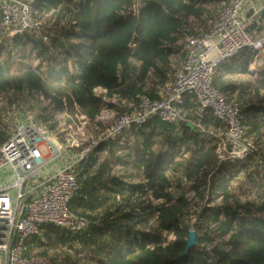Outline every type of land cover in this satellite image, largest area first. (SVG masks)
Listing matches in <instances>:
<instances>
[{"label": "trees", "instance_id": "obj_1", "mask_svg": "<svg viewBox=\"0 0 264 264\" xmlns=\"http://www.w3.org/2000/svg\"><path fill=\"white\" fill-rule=\"evenodd\" d=\"M33 1L40 30L0 44V105L27 97L47 103L38 123L50 129L66 106L97 124L105 110L123 114L141 95L158 98L173 57H185L195 29H208L228 2ZM255 57L244 50L235 60L242 67L230 73L224 64L213 86L241 108L256 154L222 162L217 147L225 126L208 115L192 129L197 105L188 96L177 123L155 118L100 143L78 168L70 203L87 228L45 225L28 242L27 256L54 264H264V79L236 91L226 78L252 75ZM1 118L0 110V147L10 138ZM191 231L197 245L186 253Z\"/></svg>", "mask_w": 264, "mask_h": 264}, {"label": "built area", "instance_id": "obj_2", "mask_svg": "<svg viewBox=\"0 0 264 264\" xmlns=\"http://www.w3.org/2000/svg\"><path fill=\"white\" fill-rule=\"evenodd\" d=\"M246 1L228 0L207 30L188 38L181 68L173 82L157 86L158 98L141 95L139 104L123 114L103 111L97 124H104L108 115L112 123L78 157L69 156L64 164L67 149L44 124L28 120L16 127L0 147V264H54L46 256H27L28 242L39 236L45 225L73 233L87 228L88 222L70 208L79 190L78 164L85 162L100 143L114 140L132 127L144 126L155 118L177 123L188 96L196 102L193 116L198 126L208 114L225 126L217 147L222 162L235 163L257 153L256 147L246 140L241 108L228 102L213 86L217 71L244 50L264 52V35L256 39L251 31L254 21L244 16ZM33 2L0 0L4 34L12 38L40 30L41 23L33 18ZM82 119L84 124L90 122L84 116ZM57 164L61 167L55 169ZM4 179L8 181L4 183Z\"/></svg>", "mask_w": 264, "mask_h": 264}, {"label": "rangeland", "instance_id": "obj_3", "mask_svg": "<svg viewBox=\"0 0 264 264\" xmlns=\"http://www.w3.org/2000/svg\"><path fill=\"white\" fill-rule=\"evenodd\" d=\"M0 28H2V26H0ZM0 30L2 31V33L0 34L1 44L2 42H5V40L9 37L4 34L2 29ZM5 53L6 56L9 57L7 50ZM182 60L183 58H181L180 56L173 57L170 66L171 72L168 77V83L172 82L175 79L179 65ZM14 61L17 62L16 58L11 59V62ZM36 63L37 62L34 61V64ZM16 67L17 65L15 66V68ZM247 79L250 81L262 80L264 79V76L261 73H256V75L253 74L251 78ZM152 83L154 82L150 79L146 81L148 90L149 88H152ZM20 101L21 102H16L14 99H9L1 102L0 110L2 117V130L7 133L8 137H10L15 132L16 127L20 123L26 122L28 120L38 122V118L43 113V110L48 107L47 103L43 104L39 102V100H33L30 97H27L26 99ZM82 117L83 115L80 113L78 108L71 110L69 109V107L66 106L64 110L54 113V120L51 122V124L53 125L55 123L57 124L55 129H51V131L54 135L57 136V139L59 140L60 144L63 145V147L68 151L71 150L75 152V154L80 153L83 148L92 144L94 140L97 141L100 134H102L101 132L106 130V128L112 123L110 115H108L109 119H106V121L104 122V124L101 125V127H98L97 124H93L91 122L84 124L86 121H83ZM76 145H79V147H76ZM104 154L107 155V152H105ZM62 162L65 164L66 157ZM243 177L244 174L241 173V175L238 176V179H241ZM218 179L220 182H224L223 175H218ZM3 181L4 183H6L8 180L4 179Z\"/></svg>", "mask_w": 264, "mask_h": 264}, {"label": "crops", "instance_id": "obj_4", "mask_svg": "<svg viewBox=\"0 0 264 264\" xmlns=\"http://www.w3.org/2000/svg\"><path fill=\"white\" fill-rule=\"evenodd\" d=\"M244 16L251 18L254 21V24L251 28V31L255 33L256 39L261 38L264 35V0H247L246 4L244 6ZM0 29H2V28H0ZM195 30H197L198 33L204 31L203 29H198V28ZM0 33H2L1 30H0ZM184 58L185 57H183V60L179 65L178 71L181 68V65L184 61ZM235 60H236V58L227 62L225 64V66H226L225 70L230 71V73L237 72V70H239L242 67V63L239 60H237V61H235ZM248 70L252 75L253 74L256 75V73H261L264 76V52H261V53L256 52V57L254 59V62L249 66ZM252 75H249V74H247V75L246 74H244V75H240V74L232 75V74H230L226 78L229 79L237 87L236 91H240L242 88H245L247 91H250L251 89L248 87L249 86L248 84L253 83V81H250L247 78H251ZM208 115L212 116V114H208ZM193 118H194V116H193ZM193 120L194 121H192V122L189 121L188 124L192 129H195V126L198 125V121L195 118ZM78 155H79V153L75 154V152H73L71 150H69V151L67 150L66 163L68 161L67 158L69 156H73L74 158H76V157H78ZM81 164L82 163L78 164L77 170H78V168L80 169ZM60 167H61V164H59V165L57 164L56 166H54L55 169L60 168ZM78 180H79V176H78ZM79 186H80V184H79Z\"/></svg>", "mask_w": 264, "mask_h": 264}, {"label": "water", "instance_id": "obj_5", "mask_svg": "<svg viewBox=\"0 0 264 264\" xmlns=\"http://www.w3.org/2000/svg\"><path fill=\"white\" fill-rule=\"evenodd\" d=\"M196 245H197V242H196V233H195V231H191V232H190L189 241H188V245H187V249H186V253H187L192 247H195Z\"/></svg>", "mask_w": 264, "mask_h": 264}]
</instances>
